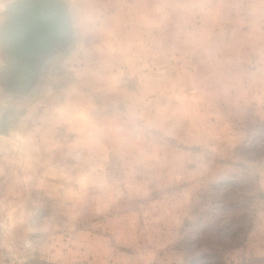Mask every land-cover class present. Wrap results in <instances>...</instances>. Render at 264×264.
<instances>
[{
    "label": "rangeland",
    "instance_id": "obj_1",
    "mask_svg": "<svg viewBox=\"0 0 264 264\" xmlns=\"http://www.w3.org/2000/svg\"><path fill=\"white\" fill-rule=\"evenodd\" d=\"M82 2L37 92L0 90V264H264V58Z\"/></svg>",
    "mask_w": 264,
    "mask_h": 264
},
{
    "label": "water",
    "instance_id": "obj_2",
    "mask_svg": "<svg viewBox=\"0 0 264 264\" xmlns=\"http://www.w3.org/2000/svg\"><path fill=\"white\" fill-rule=\"evenodd\" d=\"M0 22V90L29 97L59 52L67 51L75 30L68 0H13Z\"/></svg>",
    "mask_w": 264,
    "mask_h": 264
},
{
    "label": "crops",
    "instance_id": "obj_3",
    "mask_svg": "<svg viewBox=\"0 0 264 264\" xmlns=\"http://www.w3.org/2000/svg\"><path fill=\"white\" fill-rule=\"evenodd\" d=\"M82 1L83 0H70V8H73L74 4L79 5V3H83ZM85 1L87 2L84 7L102 10L101 13L104 14V17L101 23H124L126 25L133 22L142 25L151 23L153 25L152 29H158L160 24V10H197L196 19L192 20L184 17L179 20L187 27H184V32L178 39H181L184 43L190 41L191 38L199 40L200 43L204 42V46L201 44L199 47L201 48L200 52L205 53V55L207 53L206 45L209 40L234 41L241 39L247 42L245 45L246 50L243 55L251 58H264V0ZM133 9L151 10V14L149 16L147 15V18L144 17L149 21L144 22L143 18L137 20L140 16H132L131 11ZM129 17L130 19L132 18L131 22L128 20ZM118 18L120 22L117 21ZM144 33H147V31L142 32L143 35L141 38L143 39L146 38L144 37ZM118 39L124 40L128 39V37H119ZM251 93L254 94V91ZM57 111H59V109H57ZM72 119V121L78 122L77 114L73 115ZM68 131L72 132V130Z\"/></svg>",
    "mask_w": 264,
    "mask_h": 264
},
{
    "label": "trees",
    "instance_id": "obj_4",
    "mask_svg": "<svg viewBox=\"0 0 264 264\" xmlns=\"http://www.w3.org/2000/svg\"><path fill=\"white\" fill-rule=\"evenodd\" d=\"M201 258H203V257H202V254H201L200 256L194 257L193 262L196 263V262H198L199 260H201Z\"/></svg>",
    "mask_w": 264,
    "mask_h": 264
}]
</instances>
